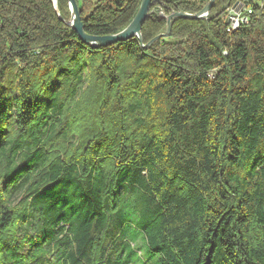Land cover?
I'll return each mask as SVG.
<instances>
[{
  "label": "trees",
  "instance_id": "obj_1",
  "mask_svg": "<svg viewBox=\"0 0 264 264\" xmlns=\"http://www.w3.org/2000/svg\"><path fill=\"white\" fill-rule=\"evenodd\" d=\"M152 1L0 0V264H264V0Z\"/></svg>",
  "mask_w": 264,
  "mask_h": 264
},
{
  "label": "water",
  "instance_id": "obj_2",
  "mask_svg": "<svg viewBox=\"0 0 264 264\" xmlns=\"http://www.w3.org/2000/svg\"><path fill=\"white\" fill-rule=\"evenodd\" d=\"M70 9V22L68 25L76 32L79 39L85 44L92 48L98 47H108L116 43L125 42L129 39L136 38L140 42L141 40V28L144 22L149 18V10L154 4L152 0H142L140 7L131 21V23L121 32L111 36L105 37H93L88 36L84 33L83 24L80 18V13L78 11L75 0H66ZM215 0H209L208 3L202 8V10L197 14H187V13H173L166 17V32L163 35L156 37L157 40L161 37H168L170 35V24L173 19L181 18L186 20H198L206 18L211 5ZM55 5V0H53ZM152 40L150 44L154 41ZM147 47V46H146ZM145 47V48H146Z\"/></svg>",
  "mask_w": 264,
  "mask_h": 264
},
{
  "label": "rangeland",
  "instance_id": "obj_3",
  "mask_svg": "<svg viewBox=\"0 0 264 264\" xmlns=\"http://www.w3.org/2000/svg\"><path fill=\"white\" fill-rule=\"evenodd\" d=\"M189 1H198V0H189ZM244 9H247V8L242 3H236L233 7L227 9L226 10V13H225V22H226V25H228L230 22L233 23L234 22V19H239L240 18L239 17V14H242ZM152 13H154V14L157 13V15H160V16L162 14L165 15L164 10L159 5H157L155 7V9L152 10ZM206 17H207V15H206ZM233 24H235V22ZM238 25H240V24H238ZM135 249H136L137 256L140 259H145L144 255H146V254H144V248H143L142 244L141 243H138V245L135 247Z\"/></svg>",
  "mask_w": 264,
  "mask_h": 264
},
{
  "label": "built area",
  "instance_id": "obj_4",
  "mask_svg": "<svg viewBox=\"0 0 264 264\" xmlns=\"http://www.w3.org/2000/svg\"><path fill=\"white\" fill-rule=\"evenodd\" d=\"M246 10L247 9H244L243 13L239 14V17H240L239 19L240 20L239 19H234L235 24H233L234 22L233 23L230 22L227 25V30H226L227 32H233V31L237 30L240 25H243V24L247 23V16L245 15ZM250 13H251L250 11L246 12L247 15L250 14ZM160 17L161 18H166V16L164 14H162ZM238 24H240V25H238Z\"/></svg>",
  "mask_w": 264,
  "mask_h": 264
},
{
  "label": "snow or ice",
  "instance_id": "obj_5",
  "mask_svg": "<svg viewBox=\"0 0 264 264\" xmlns=\"http://www.w3.org/2000/svg\"><path fill=\"white\" fill-rule=\"evenodd\" d=\"M15 177H10L7 181L4 182V188L6 189L7 185L10 184L12 182V180H14Z\"/></svg>",
  "mask_w": 264,
  "mask_h": 264
}]
</instances>
